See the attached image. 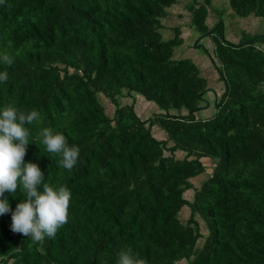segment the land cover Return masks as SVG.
Wrapping results in <instances>:
<instances>
[{"label": "trees", "instance_id": "trees-1", "mask_svg": "<svg viewBox=\"0 0 264 264\" xmlns=\"http://www.w3.org/2000/svg\"><path fill=\"white\" fill-rule=\"evenodd\" d=\"M177 2L0 4V54L14 60L0 62L9 74L0 108L14 102L40 113L38 125H26L25 162L71 192L68 223L54 238L34 242L11 231V212L0 215V264H117L126 249L145 264H264V32L229 40L221 18L206 21L211 0L185 5L195 47L212 41L203 51L222 83L217 95L194 61L174 55L181 23L163 35ZM228 3L238 16L264 19V0ZM135 95L159 112L143 118L133 101L120 103ZM206 107L208 115L196 114ZM153 125L165 136L153 135ZM44 127L80 148L70 172L36 139ZM204 159L210 172L194 186ZM3 198L14 210L24 197L18 190Z\"/></svg>", "mask_w": 264, "mask_h": 264}, {"label": "clouds", "instance_id": "clouds-1", "mask_svg": "<svg viewBox=\"0 0 264 264\" xmlns=\"http://www.w3.org/2000/svg\"><path fill=\"white\" fill-rule=\"evenodd\" d=\"M4 0H0L3 4ZM0 62L7 66L14 63L7 52L0 54ZM9 79L8 72L0 71V83ZM40 113L32 109L21 110L14 102L0 108V215L11 212V231L41 242L45 237L54 238L58 230L68 223L70 190L61 185L44 182V172L33 162H25L30 129L26 125H38ZM36 139L47 153L59 157L58 165L71 171L77 164L80 148L70 145L65 135L50 127L42 128ZM20 191L23 199L15 209L9 207L5 192ZM117 264H145L130 249L119 252Z\"/></svg>", "mask_w": 264, "mask_h": 264}, {"label": "rangeland", "instance_id": "rangeland-1", "mask_svg": "<svg viewBox=\"0 0 264 264\" xmlns=\"http://www.w3.org/2000/svg\"><path fill=\"white\" fill-rule=\"evenodd\" d=\"M191 0H178L175 7L169 8V15L163 19L165 24V28L161 29L165 36L172 35V31L170 30V26H174L181 23V36L183 37V42L177 45L174 49V55L176 57H186L190 58L194 61L200 68V73L205 78H207V83L210 87L216 89L217 95L221 93L222 83L218 80L217 74L212 68V64L208 58V56L204 53V49L202 46L195 47V39L197 37V33L192 32L189 26L186 25L188 21L187 15L183 12L186 4H189ZM209 14L206 18L208 24H212L215 20L218 21L219 18L223 21L224 25V35L227 39L232 41H237L240 39L242 32L246 33H263L264 32V19L261 16H257L254 14H248L246 16H238L236 15L229 6L228 0H211V4L209 6ZM182 12L184 15L182 17H178L176 13ZM218 18V19H217ZM256 31V32H255ZM168 38V37H166ZM204 47L211 50L212 41L209 37H203L200 42ZM200 50V51H199ZM206 96L211 98L212 95L210 92H207ZM212 100V99H211ZM101 101L105 106V110L108 114H112L114 109V104L111 103L104 97H101ZM134 103L135 111L138 115L143 118H148L153 116L154 114L159 112V109L152 102L146 101L139 96L134 97H122L120 99L121 104H126L132 102ZM208 107L203 108L196 112L198 116H206L210 112ZM184 110H182L183 112ZM184 113V112H183ZM153 135L156 137H164V132L153 125L152 127ZM177 157H181V152H176ZM204 164L207 165L205 171L200 173L199 175L189 179L194 186H197L199 182L204 178L205 173L210 172V159H204ZM184 196L186 198H190L192 196V190L187 189L184 192ZM189 209L184 207L181 211L182 219H185L188 216ZM201 230L205 231L203 225L201 224Z\"/></svg>", "mask_w": 264, "mask_h": 264}, {"label": "bare ground", "instance_id": "bare-ground-1", "mask_svg": "<svg viewBox=\"0 0 264 264\" xmlns=\"http://www.w3.org/2000/svg\"><path fill=\"white\" fill-rule=\"evenodd\" d=\"M197 2V1H196ZM192 5V4H191ZM191 7V6H190ZM180 14V13H179ZM218 19V18H217ZM221 22V21H220ZM221 25V24H220ZM171 27V26H170ZM193 28V27H192ZM224 29V28H223ZM176 30V29H175ZM178 31V30H177ZM218 31V29H217ZM176 32V31H175ZM256 32V31H255ZM254 33V32H253ZM244 34V33H243ZM255 34V33H254ZM164 35V34H163ZM215 36V35H214ZM243 36V35H242ZM170 38V37H169ZM215 38V37H214ZM217 38V37H216ZM215 41V40H214ZM216 43V42H215ZM204 48V47H203ZM200 51V50H199ZM208 53V52H207Z\"/></svg>", "mask_w": 264, "mask_h": 264}]
</instances>
